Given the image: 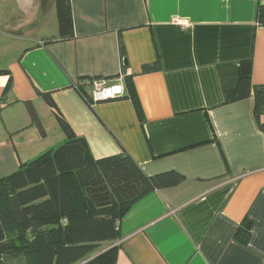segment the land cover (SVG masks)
Returning <instances> with one entry per match:
<instances>
[{"label":"crops","instance_id":"0c3cea01","mask_svg":"<svg viewBox=\"0 0 264 264\" xmlns=\"http://www.w3.org/2000/svg\"><path fill=\"white\" fill-rule=\"evenodd\" d=\"M12 2L0 0V179L65 144L39 92L49 94L96 160L129 155L149 177H184L136 203L120 239L91 258L119 246L117 264H264V131L253 98L224 104L217 70L252 60L253 84L264 86V0H71L65 41H49L59 36L54 0ZM158 59L160 71L142 73ZM129 77L143 123L129 98L90 106L75 88L107 79L127 96ZM247 218L244 245L235 234Z\"/></svg>","mask_w":264,"mask_h":264},{"label":"trees","instance_id":"16d2710c","mask_svg":"<svg viewBox=\"0 0 264 264\" xmlns=\"http://www.w3.org/2000/svg\"><path fill=\"white\" fill-rule=\"evenodd\" d=\"M59 36L49 41L74 38L71 0H54ZM257 20L264 26V6L258 8ZM123 61L127 52L119 40ZM160 60L144 66L143 74L160 71ZM224 104L254 99V115L264 131V86L253 84L252 60L217 66ZM4 73V72H0ZM93 79H81L75 86L84 100L96 104L90 96ZM127 96L138 118L144 113L131 77L127 78ZM8 84L6 92L10 89ZM53 109L66 137L64 145L0 179V264L9 259L27 264H117L119 246L94 256L105 243L120 239V225L128 211L155 191L176 187L184 177L176 172L147 176L129 156L96 160L87 142L78 138L57 112L49 94L39 92ZM31 124L42 133V122L32 103H26ZM252 222L247 218L235 239L249 245Z\"/></svg>","mask_w":264,"mask_h":264},{"label":"built area","instance_id":"2783aa9c","mask_svg":"<svg viewBox=\"0 0 264 264\" xmlns=\"http://www.w3.org/2000/svg\"><path fill=\"white\" fill-rule=\"evenodd\" d=\"M89 92L94 102L112 101L125 96L122 83L113 85L107 79H93L90 83Z\"/></svg>","mask_w":264,"mask_h":264},{"label":"rangeland","instance_id":"374dc122","mask_svg":"<svg viewBox=\"0 0 264 264\" xmlns=\"http://www.w3.org/2000/svg\"><path fill=\"white\" fill-rule=\"evenodd\" d=\"M17 4H16V0H13V2L10 4L9 7L11 8H16ZM49 11H48V14H45V17L49 16ZM99 102H104V101H99ZM98 103V102H96ZM7 264H27V261L23 260V261H16L14 259H9Z\"/></svg>","mask_w":264,"mask_h":264}]
</instances>
